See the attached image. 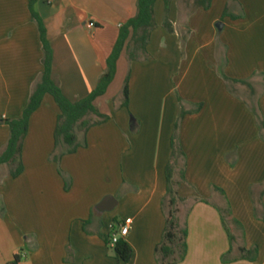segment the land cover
Listing matches in <instances>:
<instances>
[{
    "label": "crops",
    "instance_id": "0c3cea01",
    "mask_svg": "<svg viewBox=\"0 0 264 264\" xmlns=\"http://www.w3.org/2000/svg\"><path fill=\"white\" fill-rule=\"evenodd\" d=\"M226 8L237 18L225 17ZM35 10L53 51L52 80L75 103L97 87L120 28L138 6L137 0H37ZM164 11L158 0L148 59L131 62L121 53L113 82L95 103L110 119L79 135L86 147L57 165L51 155L59 108L47 95L31 116L23 173L13 179L8 165L0 167V264L15 257L19 264H158L165 171L181 111L188 114L179 126L183 155L173 179L185 199L178 206L186 208L187 252L179 264H264V0H213L209 11L185 22L171 0L174 33L163 29ZM43 55L29 0H0V153L9 140L4 122L21 118ZM220 70L250 89L228 84ZM128 75L124 108L120 91ZM107 198L113 200L103 209ZM226 200L244 232L242 240L236 231L232 248L219 212ZM127 219L132 255L124 263L106 240ZM240 247L255 249V259Z\"/></svg>",
    "mask_w": 264,
    "mask_h": 264
},
{
    "label": "trees",
    "instance_id": "16d2710c",
    "mask_svg": "<svg viewBox=\"0 0 264 264\" xmlns=\"http://www.w3.org/2000/svg\"><path fill=\"white\" fill-rule=\"evenodd\" d=\"M157 1L158 0H137V15L120 28L117 42L107 60V69L101 76L97 87L88 97L79 102L73 103L64 96L57 84L52 80L53 51L47 40L44 23L35 10L37 0H29L31 17L38 28L42 43L44 54L42 61L43 72L35 85L28 105L21 118L4 122L9 127V140L4 150L0 153V167L2 165H8L10 168V175L13 179L20 177L24 171L22 162L23 142L28 134L30 118L41 107L45 96H51L59 108L57 125L54 132V151L51 155V161L55 162L57 165L60 164V161L64 156L75 154L78 149L87 146L85 141L82 143L79 142L78 137L80 134L86 136L91 128L103 125L109 121L110 117L101 114L95 103L107 93L108 87L113 82L117 71V61L124 49L127 51L128 58L131 62L148 59L149 55L147 46L151 33L157 28L154 14V7ZM195 1L198 7L207 11L210 9L213 0ZM163 2L165 4L163 27L168 32H173V26L168 18L171 0H163ZM224 16H229L227 11H225ZM229 17L237 18L231 15ZM186 37L187 34H184L183 39H186ZM220 75L228 84L242 85L247 89H250V85L246 80L231 79L224 74L223 70H220ZM128 88L129 75L125 80L123 90L124 108H128ZM253 113L257 118L260 117L257 110H253ZM186 114L188 113L181 111L175 124L171 144V160L165 171L167 189L162 207L166 217V227L162 241L155 249V257L158 264H179L184 260L187 252V230L185 225H182L177 210L178 204L184 202L185 199L181 198L178 194L180 182H176L173 179L174 164L176 163V160L183 155L178 145V131L180 122ZM262 128L264 129L263 126H261V129ZM59 173L62 175L61 170H59ZM183 180L184 174H181V181ZM218 191L223 194L222 191ZM219 212L226 227L232 248V245H234V242L236 241V231L240 232L241 238L244 240L243 228L241 224L233 218L227 200L225 207L219 209ZM106 242L109 245L110 238H108ZM239 252L247 257H252L253 259H255L257 255L255 249L248 251L244 247H240ZM114 255L119 262L127 263L131 259L132 249L125 240L121 239L114 247ZM19 261V258L15 257L11 264H19Z\"/></svg>",
    "mask_w": 264,
    "mask_h": 264
},
{
    "label": "rangeland",
    "instance_id": "374dc122",
    "mask_svg": "<svg viewBox=\"0 0 264 264\" xmlns=\"http://www.w3.org/2000/svg\"><path fill=\"white\" fill-rule=\"evenodd\" d=\"M176 1L178 3L180 12L183 14L181 16V19H182L183 22L186 21V17L187 18H191V16H193L195 13H197V11L203 10L202 8H200V7L197 6L195 0H176ZM203 11L204 12H207L209 10H207V11L203 10ZM225 11L228 12V8H226ZM163 29H164V27H163ZM164 30L166 32H168L166 29H164ZM185 31L186 30L184 28L179 29V33H180L182 39H183V35L186 34ZM168 33H174V31L173 32H168ZM113 86H114V89H116L117 88V83H115V85H113ZM112 91H116V90H112ZM120 92H121V95H122L121 98H123V92H122V90ZM177 210H178V216H180V218L181 217L183 218L184 217V214L186 213V208L184 206H182V205H179L177 207Z\"/></svg>",
    "mask_w": 264,
    "mask_h": 264
},
{
    "label": "built area",
    "instance_id": "2783aa9c",
    "mask_svg": "<svg viewBox=\"0 0 264 264\" xmlns=\"http://www.w3.org/2000/svg\"><path fill=\"white\" fill-rule=\"evenodd\" d=\"M132 223H133L132 219H127L124 222V224L119 227L117 232L116 231L112 232L109 243V246L111 248H114L121 239L124 240L127 238L131 230Z\"/></svg>",
    "mask_w": 264,
    "mask_h": 264
},
{
    "label": "water",
    "instance_id": "95a60500",
    "mask_svg": "<svg viewBox=\"0 0 264 264\" xmlns=\"http://www.w3.org/2000/svg\"><path fill=\"white\" fill-rule=\"evenodd\" d=\"M222 23L220 22L216 27H217V29H218V31H221L222 30ZM111 200H113V198H107L104 202H103V206H102V208L103 209H105V207H108L107 205L110 203V201ZM108 209H110V208H108Z\"/></svg>",
    "mask_w": 264,
    "mask_h": 264
}]
</instances>
